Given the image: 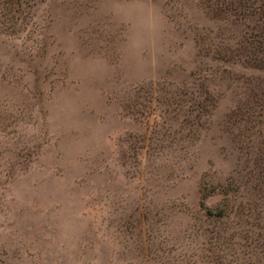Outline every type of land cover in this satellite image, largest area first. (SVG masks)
I'll list each match as a JSON object with an SVG mask.
<instances>
[{
    "label": "rangeland",
    "instance_id": "obj_1",
    "mask_svg": "<svg viewBox=\"0 0 264 264\" xmlns=\"http://www.w3.org/2000/svg\"><path fill=\"white\" fill-rule=\"evenodd\" d=\"M212 1L0 17V264H264V71Z\"/></svg>",
    "mask_w": 264,
    "mask_h": 264
},
{
    "label": "trees",
    "instance_id": "obj_2",
    "mask_svg": "<svg viewBox=\"0 0 264 264\" xmlns=\"http://www.w3.org/2000/svg\"><path fill=\"white\" fill-rule=\"evenodd\" d=\"M40 0H0V17L4 27L10 31H19L23 24V17L27 15L29 8ZM212 12L218 18L226 19L241 24L245 31L243 42L236 49L241 55V60L255 69L264 71V0H213ZM253 86L258 90L260 99L254 100L255 107L246 106L243 113L244 121H256V117L262 118L264 123V79L262 82L256 78ZM261 95V97H260ZM257 122H259L257 120ZM262 199L264 200V150H262ZM227 202L212 209L204 207L205 217H227ZM262 260H264V224L262 225Z\"/></svg>",
    "mask_w": 264,
    "mask_h": 264
}]
</instances>
